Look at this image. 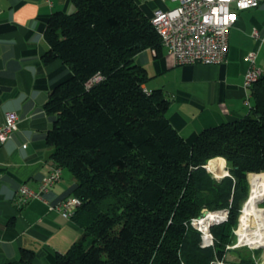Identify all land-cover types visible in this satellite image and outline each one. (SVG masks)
<instances>
[{
  "label": "trees",
  "instance_id": "obj_1",
  "mask_svg": "<svg viewBox=\"0 0 264 264\" xmlns=\"http://www.w3.org/2000/svg\"><path fill=\"white\" fill-rule=\"evenodd\" d=\"M69 1L71 12L47 20L43 61L61 60L71 75L52 88L44 109L53 117L50 156L75 180L71 195L81 205L72 217L82 235L56 264H255L251 256L223 258L241 208L264 214L244 203L248 181L264 185V73L249 88L244 116L188 142L166 115L163 91L145 88L149 76L136 61L144 49L159 55L163 48L150 18L134 0ZM95 74L102 78L87 85ZM218 160L229 171L219 179L206 168ZM255 186L264 206V188ZM203 209L228 210L210 225L209 246L192 224ZM33 258L21 248L17 261L4 264Z\"/></svg>",
  "mask_w": 264,
  "mask_h": 264
},
{
  "label": "crops",
  "instance_id": "obj_2",
  "mask_svg": "<svg viewBox=\"0 0 264 264\" xmlns=\"http://www.w3.org/2000/svg\"><path fill=\"white\" fill-rule=\"evenodd\" d=\"M150 17L155 9L171 8V0H134ZM69 0H0V126L7 111L17 114V130L0 142V264L19 259L21 248L34 251L32 264H56L77 241L82 230L73 217L51 209L71 195L75 184L64 170L43 199L19 201L18 188H37L42 177L55 166L53 147L47 141L53 117L44 109L52 88L71 72L61 60L43 61L49 48L45 28L55 11L71 12ZM256 27L264 35V0L255 8L238 12L228 34L226 60L218 65H176L163 47L157 55L144 49L136 61L149 76L148 90L161 89L169 101L166 115L188 142L203 130L241 118L250 106L246 102L244 78L249 51L262 50L252 35ZM259 58V56H258ZM257 65L264 71V66ZM251 103V102H250ZM255 186V185H252Z\"/></svg>",
  "mask_w": 264,
  "mask_h": 264
},
{
  "label": "built area",
  "instance_id": "obj_3",
  "mask_svg": "<svg viewBox=\"0 0 264 264\" xmlns=\"http://www.w3.org/2000/svg\"><path fill=\"white\" fill-rule=\"evenodd\" d=\"M175 6L171 8L155 9L149 17L161 37L162 45L166 52L173 58L176 65L223 63L228 54V34L231 27L238 19V12L244 9L258 7L263 0H171ZM252 35L260 39V47L264 48V35L260 36L256 27ZM258 49L250 51L246 58L249 66L245 73L244 87L247 89L246 102L250 106L249 88L253 83L260 67L257 62ZM102 78L95 74L88 82L98 81ZM17 114L7 111L5 122L0 126V142L11 138L17 130ZM63 168L53 166L44 174L37 188H31L22 184L18 188L19 201L26 202L29 199H43L44 194L61 178ZM81 205V200L69 195L51 205V209L61 211L66 218L72 217ZM221 220L227 218L228 210L222 209ZM192 224L202 233V245H213V236L208 229L205 233L196 224V218Z\"/></svg>",
  "mask_w": 264,
  "mask_h": 264
},
{
  "label": "bare ground",
  "instance_id": "obj_4",
  "mask_svg": "<svg viewBox=\"0 0 264 264\" xmlns=\"http://www.w3.org/2000/svg\"><path fill=\"white\" fill-rule=\"evenodd\" d=\"M263 73L264 71L260 69L259 73L253 77V82ZM211 169L217 176H222L226 173L222 160L212 165ZM221 217L222 212L210 211L197 218L196 224L200 226L205 233H208L209 225L220 220ZM235 234L238 237L240 245H249L252 248H264V214L253 210L243 211L238 226L235 229Z\"/></svg>",
  "mask_w": 264,
  "mask_h": 264
},
{
  "label": "rangeland",
  "instance_id": "obj_5",
  "mask_svg": "<svg viewBox=\"0 0 264 264\" xmlns=\"http://www.w3.org/2000/svg\"><path fill=\"white\" fill-rule=\"evenodd\" d=\"M250 52V51H249ZM248 52V53H249ZM247 53V54H248ZM258 56H259V58H258ZM257 58H258V62L261 64V62H262V65L264 66V48H262V50L260 51V53L257 55ZM257 64V63H256ZM215 158H217V157H215ZM220 159V158H219ZM224 159V158H223ZM222 159V160H223ZM220 160H218V161H216V162H219ZM225 161V160H224ZM223 161V164H224V167H225V170H226V173L225 174H223V175H227V174H229V171H228V168H227V163L226 162H224ZM209 162V161H208ZM215 162V163H216ZM214 163V164H215ZM208 164V163H207ZM206 164V167L209 169V171L212 173V175H213V177L214 178H217V179H219V178H221V176H217L215 173H214V171L211 169V166L212 165H207ZM213 164V165H214ZM223 177V176H222ZM248 184H249V193H248V197H247V199L248 200H252L255 204H257V205H259V206H261V207H264L263 206V203L262 204H260V203H258V202H256L255 200H254V194H255V191H256V186H252V184H255V183H249V181H248ZM255 185H259L260 187H263L264 188V185H262V184H255ZM250 210H253V209H250ZM218 211H221V210H218ZM243 211H246V210H243ZM242 210H241V212H240V216H241V214H242V212H243ZM253 211H256V212H259V213H261L260 211H257V210H253ZM261 214H263V213H261ZM228 215V214H227ZM197 219V218H196ZM239 219H240V217H239ZM222 222V221H221ZM239 222V221H238ZM212 225V224H211ZM210 227V226H209ZM234 233H235V231H234ZM255 248H252V247H250L249 245H240V243L238 242V237L236 236V234L234 235V238H233V240H232V242L230 243V244H228L227 245V252H226V254H225V256H224V258H223V260L225 261V262H230V263H239L241 260H242V258L243 257H249V256H251V257H253L254 258V260H255V264H264V248H261L262 249V251L260 252V254H259V256H254V253H253V250H254ZM218 262L219 263H222V260H218Z\"/></svg>",
  "mask_w": 264,
  "mask_h": 264
},
{
  "label": "water",
  "instance_id": "obj_6",
  "mask_svg": "<svg viewBox=\"0 0 264 264\" xmlns=\"http://www.w3.org/2000/svg\"><path fill=\"white\" fill-rule=\"evenodd\" d=\"M206 168H207V167H206ZM222 176H224V175H222ZM222 176H221V177H222ZM247 197H248V196H247ZM247 200H248V199L246 198V200L244 201V203H246ZM241 210H242V208H241ZM241 210H240V211H241ZM209 212H210V211H209L208 209H203L202 215H204L205 213H209ZM202 215H201V216H202ZM201 216H199V217H201ZM199 217H198V218H199ZM221 221H222V220L220 219V220H217V221L214 222V223H219V222H221ZM214 223H212V224H214ZM210 225H211V224H210ZM210 225H209V226H210ZM254 248H255V249H259V248H263V247H254Z\"/></svg>",
  "mask_w": 264,
  "mask_h": 264
}]
</instances>
